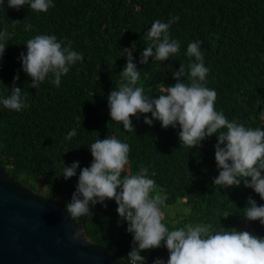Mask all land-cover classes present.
I'll use <instances>...</instances> for the list:
<instances>
[{"label":"trees","instance_id":"trees-1","mask_svg":"<svg viewBox=\"0 0 264 264\" xmlns=\"http://www.w3.org/2000/svg\"><path fill=\"white\" fill-rule=\"evenodd\" d=\"M53 4L47 13H36L28 5L8 8L5 0L0 10V31L11 34L0 60V96L10 93L18 75L16 86L23 89L29 105L19 112L0 105V166L7 176L64 209L79 170L91 164L88 147L97 138L114 136L130 146L122 175L148 168L150 178L168 196L167 207L182 200L189 209L181 226L211 223L216 230L236 228L264 238L259 221L246 224L241 218L249 197L258 206L264 201L243 183L227 190L212 185L218 175L215 134L189 149L180 145L179 127L162 129L158 121L148 126L140 115L131 118L134 133L125 132L122 124L110 120L107 106L108 94L122 79L124 49L133 51L140 71L137 86L156 98L162 84L176 83L172 74L180 64L187 72V45L199 40L209 68L205 86L217 92L216 110L229 120L264 130V0H53ZM177 16L169 31L180 42V51L163 62L150 57L148 64H139L140 53L152 43L144 37L151 24ZM28 24L31 31H25ZM40 34L66 38L83 55L59 87L46 78L38 88H31L30 77L21 70L20 53H26V42ZM183 79L188 82L187 75ZM73 128L77 135L66 139ZM61 161L65 166L78 161L77 175L64 180ZM105 203L107 207L97 204L90 209L92 215L75 220L87 241L100 245L118 264H128L132 237L126 224L118 226L115 202ZM225 213L231 215L223 218ZM164 223L169 229L180 227L173 226L176 220L167 215ZM140 255L145 264H153L156 258L168 257V252L161 247Z\"/></svg>","mask_w":264,"mask_h":264},{"label":"clouds","instance_id":"clouds-1","mask_svg":"<svg viewBox=\"0 0 264 264\" xmlns=\"http://www.w3.org/2000/svg\"><path fill=\"white\" fill-rule=\"evenodd\" d=\"M4 5L5 0H0V10ZM25 5L36 13H47L54 7L53 0H7V7L11 9L19 10ZM178 20L177 16L168 22L155 20L151 24L144 37L152 43L140 53L139 64H148L150 57L163 62L180 51V42L172 39L169 31ZM32 27L25 25V31H31ZM10 38L7 29L0 31V60ZM25 48L26 53H20L18 59L34 89L46 78L59 87L61 78L83 60L82 53L73 50L70 40H58L55 35H36L26 42ZM124 51L126 63L119 73L122 79L107 96L110 120L122 124L123 130L131 133H134L131 118L140 119V115H144L143 123L148 126L158 121L162 129L179 127L180 145L189 149L197 148L215 134L214 160L218 175L212 185L227 190L239 188L243 183L264 201V130L246 127L236 118L229 120L223 111L216 110L217 92L205 86L209 68L204 63L201 41L187 45L186 56L190 58L187 72L185 65L180 64L172 74L176 83L167 87L162 84L156 98L137 86L140 71L134 63L133 51ZM186 75L187 83L183 79ZM18 79V75L14 76L10 93L0 96V105L16 112L29 107L23 89L16 86ZM76 135L73 128L66 139ZM88 149L91 164L79 170L75 191L65 203L64 213L71 219L88 216L92 215L91 207L97 204L107 207L105 201H114L118 226L121 222L126 224V232L132 237L131 250L126 257L128 264H145V257L140 253L161 247L168 252L166 264H264V238L250 231L221 226L216 230L211 223L192 222L169 229L162 210L167 207L168 196L150 178L148 168L141 167L135 174L122 175L129 164V144L106 136L97 138ZM61 163L64 180L77 175L78 161L67 166ZM242 212L241 218L246 224L259 221L264 226V204L258 206L249 197ZM229 215L231 213H225L223 218ZM153 264H165V261L156 258Z\"/></svg>","mask_w":264,"mask_h":264},{"label":"water","instance_id":"water-1","mask_svg":"<svg viewBox=\"0 0 264 264\" xmlns=\"http://www.w3.org/2000/svg\"><path fill=\"white\" fill-rule=\"evenodd\" d=\"M0 264H118L64 209L0 166Z\"/></svg>","mask_w":264,"mask_h":264},{"label":"rangeland","instance_id":"rangeland-1","mask_svg":"<svg viewBox=\"0 0 264 264\" xmlns=\"http://www.w3.org/2000/svg\"><path fill=\"white\" fill-rule=\"evenodd\" d=\"M162 210L169 218H174L176 220V223L173 224L175 227H182V220L186 221L187 215L189 214V209L183 204L182 200H178L174 205H170L165 209L163 208ZM167 222H169L168 219ZM162 259L166 264L168 257H164Z\"/></svg>","mask_w":264,"mask_h":264}]
</instances>
